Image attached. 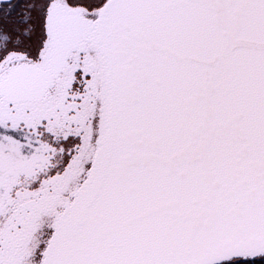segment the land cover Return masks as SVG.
Segmentation results:
<instances>
[{"label": "snow or ice", "instance_id": "6c2138e0", "mask_svg": "<svg viewBox=\"0 0 264 264\" xmlns=\"http://www.w3.org/2000/svg\"><path fill=\"white\" fill-rule=\"evenodd\" d=\"M0 264H264V0H0Z\"/></svg>", "mask_w": 264, "mask_h": 264}]
</instances>
